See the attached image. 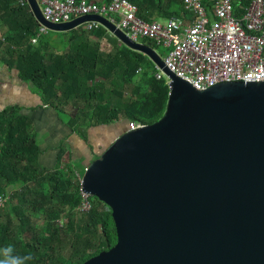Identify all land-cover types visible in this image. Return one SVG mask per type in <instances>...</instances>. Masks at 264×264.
Here are the masks:
<instances>
[{"label": "water", "instance_id": "water-1", "mask_svg": "<svg viewBox=\"0 0 264 264\" xmlns=\"http://www.w3.org/2000/svg\"><path fill=\"white\" fill-rule=\"evenodd\" d=\"M27 1L53 31L99 23L168 79L161 117L124 131L84 173L82 192L109 208L117 242L83 264H264V81L196 91L105 18L52 23Z\"/></svg>", "mask_w": 264, "mask_h": 264}, {"label": "trees", "instance_id": "trees-1", "mask_svg": "<svg viewBox=\"0 0 264 264\" xmlns=\"http://www.w3.org/2000/svg\"><path fill=\"white\" fill-rule=\"evenodd\" d=\"M129 1L136 5L137 16L148 22L188 17L180 0ZM250 1L231 0L233 15L240 19ZM200 2L209 16L214 0ZM0 22L11 32L5 46L9 52L2 59L14 64L18 77L59 117L68 115V105L76 110L75 116L69 115V122L63 118L61 122L79 139L87 141L88 127L111 124L120 115L127 120L125 131L130 122L150 125L161 117L168 88L164 80L153 77L151 62L143 54L117 39H109L114 46L109 54L102 53L98 44L79 40L76 30L61 33L68 38L60 41L40 34L34 53L12 52L9 45L27 44L30 36L37 34L38 23L26 4L11 0H0ZM98 30L97 36L106 35L103 28ZM139 42L159 56L165 53L150 40ZM63 155L61 151L55 169L41 170L40 145L31 120L18 107L0 110V198L14 192L8 210L0 212V221L4 219L0 224V264H83L116 245L108 207L91 198L92 211L82 216L76 213L82 198L73 168L80 174L81 168L69 162L68 171L62 172ZM94 156V161L99 158ZM37 226L43 231H36ZM23 236L26 241L21 240Z\"/></svg>", "mask_w": 264, "mask_h": 264}, {"label": "built area", "instance_id": "built-area-1", "mask_svg": "<svg viewBox=\"0 0 264 264\" xmlns=\"http://www.w3.org/2000/svg\"><path fill=\"white\" fill-rule=\"evenodd\" d=\"M36 2L43 19L48 22L66 23L81 16L96 15L114 24L133 42L150 40L165 51L163 56L155 52L163 67L196 91L220 83L264 81V0H251L240 19L233 15L231 0H214L211 18L199 0H180L182 8L191 14L189 21L172 17L150 22L137 16V7L129 0ZM82 25L87 30L101 26L95 21ZM47 31V27L39 22L37 37ZM32 40L36 41L35 38ZM154 68L153 77L161 79L163 73L156 66ZM164 80L167 84L166 76ZM143 126L130 122L126 131ZM78 175L81 179L82 175ZM81 198L76 210L79 216L92 211V197L81 190ZM6 201V197L0 198V210Z\"/></svg>", "mask_w": 264, "mask_h": 264}, {"label": "crops", "instance_id": "crops-1", "mask_svg": "<svg viewBox=\"0 0 264 264\" xmlns=\"http://www.w3.org/2000/svg\"><path fill=\"white\" fill-rule=\"evenodd\" d=\"M95 3L105 2L106 0H88ZM200 1V0H199ZM13 4H26L31 11V8L28 4L27 0H11ZM201 3V2H200ZM188 13V12H187ZM32 14V13H31ZM211 14L209 13V18ZM35 18V17H34ZM191 19V14L188 13L187 19H183L184 21H189ZM37 21V19L35 18ZM152 21H162L160 19H153ZM38 23V31H39V22ZM0 22V36L3 37V40L0 41V110L9 107H18L22 110L23 114H25L32 122V126L34 127L35 132L38 129L37 127H47V130L40 134V137H44V140L39 142L40 145V156L38 159V164L41 170H53L57 167L59 155L64 152L63 158L61 159L62 165L64 166L67 158L72 159V163L77 162L78 160H82L83 169L85 168L89 162L92 160V156L98 155L99 150L103 144L107 143L108 137L105 136L106 128L110 127V129H115L113 126H118L117 130H120L121 135L125 131V118L120 115L118 120L111 124H103L97 127H89V132L87 136V141L79 139L72 131L62 123L56 114L55 110L45 106L41 99L32 92L30 85L28 82L22 81L18 77V71L14 64H10L2 59L4 53L9 50L5 49L6 43L8 42L7 37L11 34L10 31H7V28L1 25ZM41 24V23H40ZM103 28L106 31V35L99 37L97 36L95 30L99 28ZM48 29V28H47ZM50 29H48L49 31ZM78 32L79 40L85 41L83 43H91L98 44L99 50L102 53L109 54L113 49V39H116L113 34L107 31L102 25L93 28L91 30H87L84 25H80L75 29ZM70 30V31H72ZM48 31L44 34H48ZM53 31V30H50ZM57 32V31H56ZM69 32V31H67ZM99 32V30H98ZM58 33H66V32H58ZM38 34V32H37ZM37 34L34 36H30L27 44L23 46H17L16 44L9 45L11 51H24L28 50L30 53H34L36 49L39 47L40 43L38 41ZM59 36V35H58ZM58 36L53 34L52 36L46 35V38H51L58 40ZM32 38H35L36 41H33ZM68 38V37H67ZM65 38V39H67ZM110 39V40H109ZM79 41V44L80 42ZM118 41V39H117ZM119 42V41H118ZM121 43V42H119ZM122 44V43H121ZM105 45H110V49L108 51L103 47ZM55 54L60 53V51H53ZM12 53H8L10 56ZM17 55V54H16ZM14 55V57H16ZM9 57V58H14ZM49 65V61L46 60ZM60 86V85H59ZM54 123V124H52ZM125 125V126H124ZM96 134V135H94ZM118 135V136H119ZM74 165V164H73ZM72 165V166H73Z\"/></svg>", "mask_w": 264, "mask_h": 264}, {"label": "rangeland", "instance_id": "rangeland-1", "mask_svg": "<svg viewBox=\"0 0 264 264\" xmlns=\"http://www.w3.org/2000/svg\"><path fill=\"white\" fill-rule=\"evenodd\" d=\"M53 34H55L56 36H58V35H60V36H58L59 38H58V40L60 41V40H65V38H66V36H65V34H62L61 35V33H58V32H56V31H49L48 32V34H46V35H48V36H52ZM104 49H106L107 51H108V49H110L111 47H110V45L108 46V45H105L104 47H103ZM144 56H146V55H144ZM163 56V55H162ZM146 58L151 62V59L149 58V57H147L146 56ZM151 65H152V71L154 72L155 71V68H154V64L151 62ZM154 68V69H153ZM163 75V77L161 78L162 80H164V77H165V75L164 74H162ZM166 80V79H165ZM164 80V81H165ZM126 97H129V94L128 95H125ZM65 111H66V113L68 114V115H65L64 117H62L65 121H68L69 122V115H70V117L71 116H75L76 115V110L75 109H73L72 107H70L69 105H68V107L67 108H65ZM59 117V116H58ZM61 117H59V119H60ZM62 118L60 119V121L62 120ZM127 120L125 119L124 120V122H126ZM52 124H54V123H52ZM126 125V124H125ZM124 125V126H125ZM113 127H115V129H110V127H108V128H106V131H105V136H107L108 137V139H107V143L104 145L103 144V146H101V148H100V150H99V153H98V156H100V155H102L103 154V151H105L113 142H114V140H115V138L116 137H118V135L121 133V131L120 130H117L119 127L118 126H113ZM38 129L36 130L37 132H36V135H37V137H38V141L39 142H41L42 140H44V137H40L41 135L40 134H42L44 131H46L47 130V127L46 128H44V127H40V126H38L37 127ZM89 127L87 128V129H85L87 132H89ZM94 135H96V134H94ZM94 159H95V156L93 155L92 156V160L89 162V164L88 163H86L87 165L86 166H84L85 168H84V170H86V169H88L89 168V166H90V164L92 163V162H94ZM70 161H72V159H70V158H67L66 159V161H65V163L66 164H69V162ZM66 164H64V166L62 165L61 167H60V170H62V172H64V173H66L67 171H68V167H66ZM74 164V166L76 165V167H80L81 168V175H82V178L80 179V176L78 175V171L77 170H75L73 167V173H74V176H75V178H76V180H78L79 181V184H80V188H82L81 186V180L83 179V176H84V171H83V162H80V160H78L77 162H75V163H73ZM82 190V189H81ZM16 192L17 191H20V190H15ZM13 193L14 192H8L7 193V195H6V197H8V200L6 201V203H5V205H4V207H3V209H1L0 210V212H2L3 213V211L5 210V209H7L8 210V207H7V203H8V201H10L9 199H10V197L13 195ZM9 218H11L12 220H15V215L14 214H10L9 215ZM3 221H4V219H2ZM0 221V224H2L3 223V221ZM64 222L62 221V223L61 224H63ZM35 230L36 231H39V232H42L43 231V228L42 227H40V226H37L36 228H35ZM22 241H26V237L25 236H23L22 237V239H21Z\"/></svg>", "mask_w": 264, "mask_h": 264}, {"label": "clouds", "instance_id": "clouds-1", "mask_svg": "<svg viewBox=\"0 0 264 264\" xmlns=\"http://www.w3.org/2000/svg\"><path fill=\"white\" fill-rule=\"evenodd\" d=\"M12 264H15V261H13Z\"/></svg>", "mask_w": 264, "mask_h": 264}]
</instances>
